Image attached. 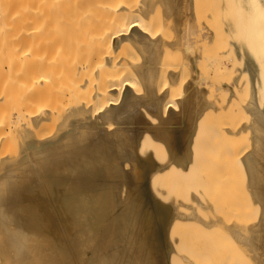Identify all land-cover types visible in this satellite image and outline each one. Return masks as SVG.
Returning <instances> with one entry per match:
<instances>
[{"label":"rangeland","instance_id":"obj_1","mask_svg":"<svg viewBox=\"0 0 264 264\" xmlns=\"http://www.w3.org/2000/svg\"><path fill=\"white\" fill-rule=\"evenodd\" d=\"M8 1L11 3L9 5L10 8H17L22 0ZM26 1L30 3L27 6L31 7L34 5V7H39L37 0ZM47 1L49 0H38V2L43 4ZM79 1L80 3L82 2L81 0ZM118 1L129 2L133 0H84L82 5H77L84 12H76L75 14L72 12L60 13V17L68 21L66 23H58L56 28L48 34L44 33L38 37L36 44L37 51L45 49L46 54L56 56L58 62L52 69H42L44 66H35L36 72L48 70L51 73V78L47 83L33 84L32 88L34 89L28 92L24 99L17 101L18 89L14 82L13 73L0 72V98L6 99L5 101L0 99V116L4 115L3 117L8 120L7 122H10L13 128L11 134L7 135L9 138L7 136L4 138L7 141L3 139L1 141L3 145L0 143V175L3 176L4 174L5 176L7 172L9 175V171H11V175L14 177L17 175L15 172H19L16 170H20V168H16V162L21 153L19 151L21 150V138H19L21 137V134H19L21 130L19 128L21 127L22 119L9 118V113L20 104L22 107L26 105L32 111L39 110L43 106H49L54 110L55 115L51 119L42 118L34 126L37 136L50 138L62 131L63 121L67 118L66 113L72 112V101L74 102L78 98L77 96L75 98L76 94L66 102L61 98L63 93L76 90V85L78 84L76 80L79 74L72 75V65L78 60V62L81 60V62H85L83 60L87 56L85 51L89 48H97L93 44L95 42H92L95 40V37H93L95 32H92L96 28L94 24L91 25L92 27L90 26L93 28L90 31L93 35L87 32L89 31V25L87 27L85 25V33L87 32L90 38L93 37L92 41L86 36L87 34L84 35L83 32H79V25L85 22L88 23V17L90 15L94 16L91 13V11L95 10L93 6L95 8L98 5L99 7L100 5L105 7L102 3L106 4ZM188 1L187 5L185 4L180 8V15H185V20L182 19L178 26L176 20L173 19L172 15L168 14L162 5H154L152 11L148 13L147 24L151 22V25L148 24V27L151 26L150 29L158 37H161L163 41L158 57L155 87L158 91L166 90L165 99H168L166 109L171 113V116L164 122V137L155 140L149 133H146L140 140V147L143 146L142 150L145 154H150L153 167L142 168L143 165H135L138 161L132 159L135 161L133 166H138L137 168L134 166V170H136L135 178L138 181L136 194L138 197L139 215H137V221L139 228L133 223L135 222L133 219V222L129 224L128 238L137 250L143 247V242H147L148 244V246L145 245L146 249L151 248L149 245V233L142 232L140 228L142 221L139 216L143 214L145 223L146 221H153L155 223L157 221L158 223L162 221L166 222L164 223V238L169 242L168 264H192V262L194 264H261L259 261L262 259L260 258L259 260V256L262 257L263 254H257V250L259 249L258 251H260L261 249H256L257 246L253 249V246L263 238L260 235L261 233L259 234L260 229L256 228V224L263 219L264 213L262 208L264 200L255 196L252 191L253 189L249 186L244 156L253 149L252 146L255 142L254 134L257 132L253 128L252 113L249 111L250 104L251 107L264 112V80L259 75L260 66H264V58H261L258 53L259 47H264V28L260 26V28L255 27L257 24L254 25L253 19L256 15V10L253 9L249 0ZM5 2L6 0H0V24L2 19L1 9L4 7ZM137 3L139 4L140 1L138 0ZM65 7L68 8L69 6L66 5ZM88 8H93L94 10H89ZM101 10H104V8ZM95 11V14L100 12V10L97 11V8ZM105 12H100V14L102 15ZM101 15L100 17L104 19L105 17ZM75 16L78 18V21H73L72 18H75ZM106 16L108 17V15ZM181 16H179L180 19ZM93 18L96 20V17ZM150 19L151 21H149ZM189 19L190 21L191 19L193 20L190 22L188 21ZM90 21H92V17ZM35 23H37V20L35 22H27L29 25H34ZM92 23H95V21ZM99 28L101 27L98 26ZM8 30L13 32L15 29L14 27L8 29L5 27L1 28L0 25V42L4 40L2 38L4 34H10ZM151 30V34L154 33ZM95 31L96 33L98 32L97 30ZM25 39L30 40L31 37ZM95 41L97 42V40ZM100 43L99 45H101ZM113 43L114 47H116L117 43L115 40ZM236 46L239 47L238 49L241 53H238ZM92 49L90 53L94 51ZM126 50L127 56L131 61V65L128 67L130 69L135 68V66L139 67L143 61L140 49L132 44L128 45ZM97 51L98 49L96 53ZM101 51L103 50L101 49ZM118 51L120 50L118 49ZM105 52L104 54L103 52L100 53L101 55L106 54L105 59L112 63L114 59L110 61V56H115L114 58L117 59L116 55L120 54L118 55L120 59L121 55L125 54L126 51L124 53L118 52L116 55L114 54L115 51L110 53L109 49V53ZM96 53H92L93 56L95 54V58L101 56ZM4 55L0 49V63L2 62V58L6 56ZM94 57L92 58L93 61L95 60ZM244 58L251 59L254 68L252 75L247 70L241 69ZM119 59L113 61L114 63L111 65L110 63L107 65V72L112 73L113 71L114 73L116 72L115 69L119 70V65H117L118 61H120ZM248 61L250 62L249 59ZM116 62L118 63L116 64ZM137 63H139L138 66ZM113 64H116L118 68H114L116 65L113 66ZM120 66L124 68L122 64ZM26 68L30 70L32 66L27 64ZM106 68L102 70L106 71ZM109 69L114 70L110 71ZM171 71L174 72V80L170 82L171 78L169 74ZM128 77L130 78V88L132 87L139 94L146 93H144L146 87L136 71L129 70ZM79 79L81 80V78ZM40 88L50 89L52 92L49 95H44L39 91ZM116 97H118V101L120 94L116 95ZM97 105L98 103L93 104L87 111L94 112L99 107ZM246 107L249 109H246ZM143 111L147 110L144 109ZM165 114L166 112L162 114L163 118L161 116V119H164ZM147 117L150 123L151 121L156 122V119H153L149 115ZM188 127L191 129V134L186 140H188L189 144L190 155L188 160L191 166L186 168L175 166L164 167L165 163L170 160L171 148L181 143L182 133ZM4 141L6 142L4 143ZM140 152L143 153L142 151ZM144 153L143 155H145ZM140 156L143 157L142 155ZM4 160L7 161L5 162ZM132 160L128 158L126 165L130 166L131 162L133 163ZM13 161V169L11 167L3 169L5 166L3 167L2 165L6 163L11 164ZM156 166L164 168H157ZM25 169L28 172H32L33 170V168H29L30 170L28 168H21L25 172L20 170L21 174L17 175L18 178L26 174ZM3 170L7 171L3 172ZM65 172L67 173V171ZM72 173L74 174L75 172ZM2 176H0V180L4 178ZM6 179L7 177L3 179V184L5 185L2 184V181L0 183L4 188L9 182H13L17 178L11 177L12 180L8 178L9 181ZM142 179L143 181H141ZM141 182L142 184L144 183L143 185L145 188L147 187V190L140 184ZM4 188L1 189L4 190ZM66 188H68V184L64 186L63 190ZM1 189L0 191L2 192ZM5 191L7 190L3 192ZM122 193H125V184H123ZM192 194L195 195L192 196ZM31 198L33 200L14 199L12 211L14 216H17L20 220L16 224L9 225L10 230L8 229L9 231L7 230L6 234H11V236H6L16 239L19 245L16 246L17 241L14 240L10 244L12 245V249H10L11 247L8 248L3 244L2 246L0 243L3 247V250H1L2 247L0 246V264H4V259L9 255L8 249L13 251L14 255H12V258L14 256L17 257L18 254L19 257H24V262L21 263L20 260V264H37L35 261L36 254L29 241L33 238L34 242H38L40 238L46 236L39 233L42 230L28 229L29 222H25L23 216L34 213L33 209L38 208L44 200L36 197ZM86 201L87 198L84 197V201L68 203H73L74 205L82 203V205H85ZM161 207H166L165 209L168 210L166 217L158 211L162 209ZM3 210L4 208L0 207V218L4 216ZM83 214L84 216L91 217V220L94 222L93 217L95 216L89 213ZM230 222L231 224L239 223L237 225L239 228H230ZM247 225L249 226L246 227ZM235 229L238 231L244 230V234L249 232H254V234L251 235L252 233H250V236H247V234L239 235ZM235 231L237 237H240V241L235 236ZM242 231L240 232L243 233ZM1 234L0 232V237L3 236ZM256 234H259L260 238ZM253 236L257 242L255 244L252 241L254 239H251V237L254 238ZM154 239L155 236L152 239V243ZM250 242H253L254 245ZM260 243L262 244V242ZM155 244L156 242L152 245L156 247ZM260 245L259 247H261ZM4 246L8 249H5ZM21 246L26 248L22 249ZM3 251L6 254L8 253V255H4ZM138 252L139 258H146V260L142 261V264H151V260L144 257L140 251ZM33 258L34 263L32 262ZM14 259H11L12 263L15 261ZM262 262L264 261L262 260Z\"/></svg>","mask_w":264,"mask_h":264},{"label":"bare ground","instance_id":"obj_2","mask_svg":"<svg viewBox=\"0 0 264 264\" xmlns=\"http://www.w3.org/2000/svg\"><path fill=\"white\" fill-rule=\"evenodd\" d=\"M81 1L83 2L84 0ZM137 1L102 3L105 7L102 5L100 7L102 6L108 13L101 10L103 8H100L97 4V11L100 10L101 13L105 12L102 15L100 12H97V16V13L95 14V6H93L95 10L88 8L89 10H94L91 11L94 16L90 15L89 19H87L88 23L85 22L86 24L82 23L79 25V32H83L84 35L87 34L86 36L91 41L95 37L94 39L97 42L95 40L92 42H95L93 44L97 48H89L86 50L87 52L85 51L88 59L92 61H89L86 56V60L83 59L85 62H81L82 60L78 62V60L72 65V75L79 74L76 80L78 84L76 85V90L63 93L61 98L65 102L70 100L74 94H76L75 98L76 96L78 98L74 101L75 103L72 101V112L66 113L67 118L63 121L62 131L58 135L50 138H41L37 136L34 129V126L42 118L51 119L54 117V110L49 106H43L39 110L32 111L26 105L22 107L20 104L9 113V118L23 120H21V127L19 128L21 130V133L19 132L21 134V137H19L21 138V150H19L21 153L19 159L17 158L16 168H20V170L21 168H33V170L32 172H28L25 169L26 174H22L21 178L19 177L21 180L17 175H20L21 171L24 170H16L19 171L17 173L14 171L17 174L14 177L11 175V171H9V175L8 172L5 176L4 174L3 176L0 175L4 178L7 177V181H9L8 178L12 180L11 177L17 178L8 184L6 182L5 188L3 186L5 185L3 184L4 178L0 180V183L2 181L3 184L0 185V189L4 188V190H7L3 192L4 190L1 189L2 192L0 191V207L4 208V216L0 218V232L3 234L0 237V243L12 249L11 242L17 241L13 237L11 239L6 236L9 235L6 234V231L10 230L9 225L16 224L20 220L17 216H14L12 211L15 198L33 200L31 197H36L44 200L38 208L33 209L34 213L23 216L25 222H29L28 229L42 230L39 233L46 236L40 238L38 242H34L33 238L29 241L36 254L35 261L37 264H142V261L146 260V258H139L138 251L144 257H147L148 260H151V264H168L169 262L167 260L169 259V242L164 238V223L166 222L162 221L158 223L157 221L155 223L153 221H146L145 223L143 214H140L139 217L142 221L140 228L142 232L149 233V245L151 248L147 249L145 246H148L147 242H143V247L140 250L134 248L132 241L128 238V228L133 219L135 221L133 223L139 228L137 221V215H139L138 197L136 194L138 181L135 178L136 170H134L138 166L136 167L135 165H143L144 167L142 166V168L153 167L150 154H145L142 150L143 146L140 147V140L146 133H149L155 140L164 137V122L171 116V113L166 109V106H168V99H165L166 90L158 91L155 87L158 57L163 41L161 37H158L150 29L151 26L148 27V24L151 25V22L147 24L148 13L152 11L154 5H162L168 14L172 15L173 19L176 20L178 26L182 19L185 20V15H180V8L185 4L187 5L189 1L139 0V4ZM82 2L80 3L79 0H49L43 4L37 0L39 7H34V5L30 7L27 6L30 3L22 0L19 3V7L10 8L9 5L11 3L6 0L4 7L1 9L2 19L0 25L1 28L5 27L7 29L14 27L15 30L13 32L8 30L10 34H4L2 37L4 40L0 42L1 52L6 55H4L5 57L3 56L4 58H2V62L0 63V72L13 73L14 82L18 89L17 101L24 99L27 93L34 89L32 88L33 84L47 83L50 80L51 73L48 70L36 72V65L44 66L42 69H52L58 62V58L52 54H46L45 49L37 51V38L44 33L48 34L56 28L58 23H66L68 21L65 18H61L60 13L72 12L75 14L76 12H84L83 9L78 8L79 4L82 5ZM249 2L253 9L256 10V15L253 19L254 25L257 24L255 27L264 28V0H249ZM66 5L69 7L66 8ZM89 10L88 12H90ZM100 15L105 18H101ZM179 16H181V19ZM91 17L92 21H90ZM93 17H96V20ZM72 19L73 21H78L76 16ZM35 20H37V23L34 25L27 24V22H35ZM93 21L95 23H92ZM97 23L100 25H97ZM92 24L97 29L93 30L91 28ZM85 25L86 27L89 25V31L87 32L90 35L92 34L91 30L95 33V30H97L96 34L99 37L94 33V35L92 34L93 37L90 38L89 34L85 33ZM98 26L101 28L98 29ZM149 29L154 33L151 34ZM26 36L31 37V39L26 40ZM114 40L117 43L116 47H114ZM132 44L136 45L143 55L142 64L139 67L135 66V68L131 69L132 71H136L143 81L142 83L146 87L145 94L136 93L132 87V89L130 88V78L128 76L131 69L128 66L131 65V61L127 56L126 47ZM100 46H102L101 49L103 51L99 49ZM238 48L236 46L238 53H241ZM91 49L94 50L92 53H96L98 49L103 54L106 53L105 51L108 52L109 49L110 53L115 51V55L118 52L124 53L126 51V55H121L119 59L118 55L120 54H117V59H115V56L107 54L111 57H109L110 61L112 59H114L113 61L120 60L118 61L119 63L116 62L119 65V70L115 69L116 72L113 73L112 71L111 73L107 72L108 68L106 67L109 63L111 65L114 62H108L105 59L106 54L101 55L98 51L97 53L101 56L95 58V54L94 57L90 53ZM258 53L261 58H264L263 46L259 47ZM93 57L95 58L94 61ZM27 64L32 66L30 70L26 68ZM116 64H113V66ZM121 64L124 68H121ZM117 65L114 68H118ZM261 66L259 68V75L264 80V66ZM6 67L7 69L5 70ZM104 68H106V71L102 70ZM241 69L247 70L251 75L254 73L253 65L246 58L243 59ZM169 75L171 82L174 80V72L171 71ZM252 85L253 87L255 86L254 83ZM39 91L44 95H49L52 92V90L44 88H40ZM119 94L120 99L117 101L118 97L116 95ZM0 99L6 100L5 98ZM72 103L70 102V104ZM95 103H98L97 106L99 107L94 112L87 111ZM144 109L147 111H143ZM246 109L249 108L246 107ZM249 111L252 113L253 128L257 132L254 134L255 142L252 146L253 149L244 156L247 165L248 182L250 188L253 189V194L264 200V112L251 107V104ZM164 112H166L164 119H161ZM147 115L156 119V122L151 121L150 123ZM3 116H0L2 118L0 120V143L13 130L10 122H7L8 120ZM173 123L177 125L174 121ZM190 134L191 129L189 127L183 131L181 143L171 148L170 160L165 163L164 167L175 166L186 168L191 166L188 160L190 155L189 144L188 140H186ZM7 137L9 138V136ZM1 144L3 145V142ZM138 153L143 157L138 155ZM128 158L138 161L134 165L135 168L133 166L135 161L133 160L130 166L126 165ZM4 161L6 162L7 160ZM14 161L11 164L6 163L2 165L3 167L5 166L2 168H12ZM156 167L164 168L161 166ZM72 172L75 173L73 174ZM66 184H68V188L63 190ZM123 184H125L124 194L122 193ZM143 184L142 186L144 187ZM84 197L87 198L85 205H82V203L80 205L68 203L84 201ZM123 202L124 204H122ZM161 208L158 211L166 217L168 210L165 209L166 207ZM262 209L264 213V202ZM83 213L95 216L93 217L94 222L91 220V217L84 216ZM238 224L237 222L233 224L230 222V228L236 227L237 229L239 228ZM256 225L254 226L258 227L260 232L256 231L259 234L261 233L260 235L263 238L261 237L262 239L257 243L254 235V238L251 237V239H254L252 241H254V244H257L250 243L254 245L253 249L257 246L256 249L260 248V251H264V214L263 219ZM253 229L252 231H254ZM250 233L252 232L246 233L247 236H250ZM253 234L254 232L251 235ZM259 234H256L258 238H260ZM154 236L155 239L152 243ZM35 239L37 238L35 237ZM155 242L156 247L153 246ZM15 245H19L18 241ZM21 248L25 249L26 247L21 246ZM10 249H8L9 255L10 252L12 253L10 256L3 251L4 255H8L7 257L5 256L8 259H4V264H20V260L23 263L24 257H19V254L17 257L14 256L15 261L11 262V259H13L12 255L14 254ZM1 250H3V247ZM258 250V253L256 252L258 255L263 254V258L259 256V260L261 258L264 261V252ZM33 260L34 258L32 262ZM262 260L259 263L264 264Z\"/></svg>","mask_w":264,"mask_h":264},{"label":"crops","instance_id":"obj_3","mask_svg":"<svg viewBox=\"0 0 264 264\" xmlns=\"http://www.w3.org/2000/svg\"><path fill=\"white\" fill-rule=\"evenodd\" d=\"M248 59H249V60H250V62H251V59H250V58H248ZM251 64H252V62H251ZM252 65H253V64H252ZM235 230H236V229H235ZM236 231L238 232V234H239V235H242V234H243V235H246V234H244V233H245V231H244V230H243V231H242V230H239V231H238V230H236ZM236 231H235L234 233H235V236L237 237V235H236ZM240 231H242L243 233H241ZM237 238L239 239L240 237H237ZM239 241H240V239H239ZM192 264H194V262H192Z\"/></svg>","mask_w":264,"mask_h":264}]
</instances>
